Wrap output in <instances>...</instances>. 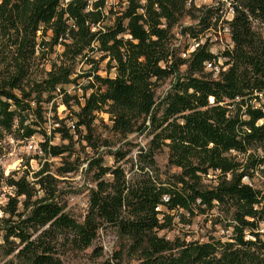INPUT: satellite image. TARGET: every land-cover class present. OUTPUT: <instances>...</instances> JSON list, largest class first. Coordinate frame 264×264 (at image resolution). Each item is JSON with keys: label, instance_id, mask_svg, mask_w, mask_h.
<instances>
[{"label": "trees", "instance_id": "obj_1", "mask_svg": "<svg viewBox=\"0 0 264 264\" xmlns=\"http://www.w3.org/2000/svg\"><path fill=\"white\" fill-rule=\"evenodd\" d=\"M107 1L0 0V45L6 50L0 60V139L12 134L28 141L40 132L38 158L69 156L79 139L97 151L107 145L93 136L99 114L116 135L148 136L130 160L135 170L129 177L99 157L86 160L85 169H95L94 184L81 221L58 199L56 176L76 171L73 162L63 161L56 173L44 160L17 178L0 175L14 191L0 207V264H63L56 241L65 238L84 249L103 225L127 241L137 264H264V231L258 230L264 189L243 181L264 173V0H231L232 16L222 20L231 45L219 54L199 41L216 30L218 7L196 6L195 0ZM186 16L196 22L180 32L196 46L182 57L172 46L173 28ZM51 54L48 68L27 81L31 60ZM218 58L223 62L212 77L205 66ZM78 60L88 65L81 73ZM170 77L156 101L159 82ZM79 79L86 81L80 95ZM54 98L70 111L54 119L49 134L33 118L42 120V105ZM57 134L66 143L52 142ZM164 148L167 164L179 172L158 168L155 155ZM112 155L117 162L126 153L116 149ZM213 211L212 224L231 229L225 239L158 235L176 219L190 223Z\"/></svg>", "mask_w": 264, "mask_h": 264}, {"label": "rangeland", "instance_id": "obj_2", "mask_svg": "<svg viewBox=\"0 0 264 264\" xmlns=\"http://www.w3.org/2000/svg\"><path fill=\"white\" fill-rule=\"evenodd\" d=\"M116 0H108L107 6L115 4ZM196 6H215L219 8L218 13L221 14L220 20L215 31L211 33H206L202 38L199 39L201 43L207 42L210 50L214 54H219L227 46H230V40L225 24L222 22L224 19H230L232 16L230 9L231 0H195ZM115 10L116 7L114 6ZM196 21L190 17H184L181 19L178 26L173 28L174 37L172 39V46L176 52L185 57L190 53L196 46V41L189 37L188 35L182 34L180 28L189 24H194ZM1 37V36H0ZM6 50L0 45V60L4 57V52ZM60 47H56V52H60ZM93 58H98V53H93L91 55ZM55 54H51L46 59L43 58H33L30 63V68L28 70L27 81L39 78V76L48 68L50 59H53ZM50 58V59H48ZM223 62V59L218 58L214 66L206 64L205 72H211L212 77L217 76L219 70V65ZM2 63L0 61V68ZM88 65L84 64L83 61L78 60L76 63V70L78 73L83 72ZM98 73L102 76L106 74L105 72V60L99 65ZM112 75V71L110 72ZM80 88L75 89V92L80 95L82 93V87L86 85L85 79H79ZM171 83V77L159 82L157 88L155 89L156 101H159L163 93L168 89ZM88 93V92H87ZM42 116L45 118V122L39 119V117H34L33 120L38 122L40 128L44 127L49 134L52 132V128L55 125V118H64L69 116V111L63 104L59 103V98H54L52 103L43 104ZM55 107V112L52 111ZM30 119L32 115L29 116ZM103 119V122L100 121ZM70 122L66 121V125ZM109 122L105 114H99L97 120H95V131L93 136L95 139L105 140L107 142L106 146L99 147L97 151L90 149L86 146V142L77 137L74 140L79 139L78 142L74 143L71 149V155L64 154L63 156L53 157V158H38L40 153L32 150L26 149L27 140H22L15 138L12 134H4L0 139V175L3 177L12 176L17 178L23 172L27 170H37L44 160L49 162V167L52 172L63 164V161L73 162V166H76V171L63 174L64 176L55 175L58 178V199L61 204L65 207V211L74 217L77 221H81L83 215L86 211V201L89 194V188L93 183V172L87 171L85 168L86 160L99 157L101 158L102 165L106 166H120L123 168L126 176L129 177L135 170V166L132 168L131 161L136 157V153L139 148H145L148 136L143 134L132 133L126 137H121L114 134L107 127ZM37 127V126H35ZM40 132H36L30 138L35 143H38L42 137ZM52 142L55 144L66 143L62 140L60 135H55L52 138ZM118 149L120 152L126 153V156L115 162L112 152ZM66 158V159H65ZM155 160L160 171L169 172H179V169L174 166H169L167 164V150L164 148L160 150L155 155ZM56 173V172H55ZM212 177L209 175L208 178ZM29 181L32 180L30 173L27 175ZM104 179L110 180L111 176L106 174ZM244 182L251 184L254 187L264 189V173L255 172L252 178H243ZM207 184L211 182L210 180H205ZM37 188V187H36ZM14 193L13 189L7 186L3 181H0V207H2L6 201L7 196ZM217 211L213 213H201L190 218V223H182L176 219L170 230L163 229L158 231V235H164L167 238H172L174 235H184L187 240L189 239H201L204 240L206 234L212 233L215 236H220L225 239L231 232V229L225 230L222 225L212 224L213 216ZM0 216H2L0 208ZM187 218V217H185ZM187 220V219H185ZM258 230L264 231V217L263 220L258 223ZM56 252L59 258H61L63 264H99L101 262H108L109 264H137L139 262L138 254L131 250L129 244L126 240L121 239L114 228L103 225L97 231L96 237L92 244L84 249H75L70 242L65 238H60L56 241Z\"/></svg>", "mask_w": 264, "mask_h": 264}, {"label": "built area", "instance_id": "obj_3", "mask_svg": "<svg viewBox=\"0 0 264 264\" xmlns=\"http://www.w3.org/2000/svg\"><path fill=\"white\" fill-rule=\"evenodd\" d=\"M48 133H49V131H48ZM25 147H26L27 150L36 151V152L41 154V151H40V149L38 147V143H35L32 139L28 140V142L26 143Z\"/></svg>", "mask_w": 264, "mask_h": 264}]
</instances>
